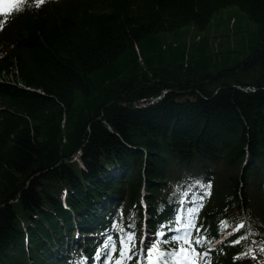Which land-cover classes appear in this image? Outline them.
Returning <instances> with one entry per match:
<instances>
[{"label": "trees", "instance_id": "1", "mask_svg": "<svg viewBox=\"0 0 264 264\" xmlns=\"http://www.w3.org/2000/svg\"><path fill=\"white\" fill-rule=\"evenodd\" d=\"M230 8L246 28L215 49L208 32ZM6 12L0 264H74L142 221L153 234L186 226L195 250L217 241L205 264H264V0Z\"/></svg>", "mask_w": 264, "mask_h": 264}, {"label": "snow or ice", "instance_id": "2", "mask_svg": "<svg viewBox=\"0 0 264 264\" xmlns=\"http://www.w3.org/2000/svg\"><path fill=\"white\" fill-rule=\"evenodd\" d=\"M6 14L7 12H5ZM178 222L184 223V220L181 219ZM119 230L123 231V229ZM175 231L177 235L172 238V241L176 243V248L166 250L162 247L169 241L162 239L164 233L161 232L157 239L151 242V247H147L146 242L141 240V246L137 252H132V249L136 247L135 233H127L119 241V257L115 260L113 256L117 252L116 241L109 236L97 251L96 259H100L104 255L105 260L102 261V264H127L133 256H136L137 264H193L190 257L195 249L192 245L198 241L189 238L187 229H176Z\"/></svg>", "mask_w": 264, "mask_h": 264}, {"label": "rangeland", "instance_id": "3", "mask_svg": "<svg viewBox=\"0 0 264 264\" xmlns=\"http://www.w3.org/2000/svg\"><path fill=\"white\" fill-rule=\"evenodd\" d=\"M4 1L5 0H0V7ZM9 1L11 2V0ZM232 10L235 9L230 8L223 11V13L221 14V18L218 20H215V18L213 17L212 21H215L213 22L212 27L210 28V31L208 33L212 38V45L215 49H223L227 45L229 47L235 46L240 39V36L237 35L239 33H242V30L244 31L246 28L244 24L241 25V22L236 23V21L234 22L233 20H230L228 23V18L230 16H233L234 18H236V20L240 19V13Z\"/></svg>", "mask_w": 264, "mask_h": 264}, {"label": "water", "instance_id": "4", "mask_svg": "<svg viewBox=\"0 0 264 264\" xmlns=\"http://www.w3.org/2000/svg\"><path fill=\"white\" fill-rule=\"evenodd\" d=\"M161 97H162V95L160 97H157V98L153 99V100H159ZM79 156H80V151L76 150L75 153H74L73 159L74 160H78Z\"/></svg>", "mask_w": 264, "mask_h": 264}, {"label": "bare ground", "instance_id": "5", "mask_svg": "<svg viewBox=\"0 0 264 264\" xmlns=\"http://www.w3.org/2000/svg\"><path fill=\"white\" fill-rule=\"evenodd\" d=\"M148 235L151 237V236H153V233L152 232H148Z\"/></svg>", "mask_w": 264, "mask_h": 264}]
</instances>
